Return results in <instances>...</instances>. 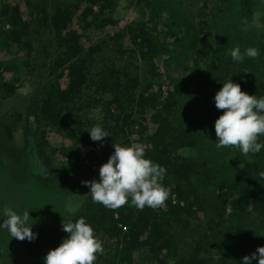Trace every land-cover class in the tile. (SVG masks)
Masks as SVG:
<instances>
[{"label":"trees","instance_id":"16d2710c","mask_svg":"<svg viewBox=\"0 0 264 264\" xmlns=\"http://www.w3.org/2000/svg\"><path fill=\"white\" fill-rule=\"evenodd\" d=\"M23 1L29 18L9 1L0 16V224L5 207L28 210L38 235L19 241L0 228L12 256L2 252L0 264H44L69 235L62 222L80 217L102 241L93 264H243L264 247V149L218 150L214 128L224 83L264 97V0H132L137 13L127 22L115 11L120 0ZM237 46L260 55L234 62L228 53ZM97 124L109 134L102 142L88 132ZM52 132L65 140L53 145L50 168ZM113 144L142 147L166 169L163 206L92 202L81 181L99 180ZM41 185L49 205L46 194L31 196Z\"/></svg>","mask_w":264,"mask_h":264},{"label":"clouds","instance_id":"9594fccd","mask_svg":"<svg viewBox=\"0 0 264 264\" xmlns=\"http://www.w3.org/2000/svg\"><path fill=\"white\" fill-rule=\"evenodd\" d=\"M234 62L244 59H256L259 49L249 47L241 52L239 46L228 53ZM218 110H225L215 121L216 148L237 146L244 155H255L264 149L259 142L260 134H264V97L257 99L254 95L242 91L240 84L232 80L223 84L214 97ZM33 119V118H30ZM94 142H102L109 134L100 126L94 125L88 130ZM114 152L107 163L100 166L99 180L81 181L89 187L93 203H100L110 210H117L129 203L137 210L145 206L153 210L159 209L169 199L170 193L164 187L166 169L147 158L142 147H122L113 144ZM264 178V171L259 173ZM254 205L249 202L247 210L253 212ZM70 214L75 215L78 205H67ZM3 223L0 228L6 229L11 238L19 241L33 242L37 233L28 224L29 211L22 215L12 208L3 209ZM62 230L69 235L62 240L59 247L49 250L43 257L44 264H93L98 255H103L102 241L94 237V229L85 218L80 217L74 222H62ZM264 264V247H258L250 256L243 257V264Z\"/></svg>","mask_w":264,"mask_h":264},{"label":"rangeland","instance_id":"374dc122","mask_svg":"<svg viewBox=\"0 0 264 264\" xmlns=\"http://www.w3.org/2000/svg\"><path fill=\"white\" fill-rule=\"evenodd\" d=\"M5 1H9V3L21 2L22 7H23L22 13H23L24 16L29 18L30 14H29L28 8H27V6L25 4V1H23V0H0V16H2V12L4 11L3 3ZM131 1L132 0H120V2L118 4V7H115L116 8V10H115L116 13L119 12V13H121L123 15L122 22H125V21L127 22L128 20L132 19L137 13V9L135 7V4H132L130 6L128 5V4H130ZM258 14H259V12L256 11L255 16H258ZM5 26L9 27L10 25L8 23H6ZM85 40L87 41V43H89V41H88V39H86V37H84L83 41H85ZM163 61H164L163 57L160 56V57L157 58V64H158V68H159V71H160V74H161V78H162V82H163V89H168V87H170V77H169L167 68L163 64ZM261 70H262V67H261ZM174 74L176 76H179L178 73H174ZM261 74H262V77L264 78V73L262 71H261ZM157 88H158V85L156 84L154 89L156 90ZM20 90L22 91V95H24L25 93L29 92V86L28 85L23 86V87L20 88ZM83 103H85V101H83ZM4 107L5 106H3V108ZM48 137L50 139V143H49L50 145H48L46 147V149L48 150V153L51 154V161L48 164H49L50 168H52L51 164L57 162L56 157L52 154V152H53L52 147H53V145H55V143L61 142L64 138L60 134L53 133V132L50 133L48 135ZM68 143H70V141ZM88 148H89V145H85L83 147V150L87 151ZM67 186H69V185H67ZM74 187L76 188V186H74ZM48 192H49V187L47 185H41L38 191L36 190V191L31 192V196H34L35 194L38 195L40 193H44L46 195L43 197V199H44L43 203L44 204L48 203V205H49V202H48V199H47ZM51 199H53V198H51ZM40 216L46 217V215H40ZM8 249H10V247ZM8 249L5 250V248L3 249L0 246V254H2V252H4L5 258H7L9 261H11L12 260V256H11V254H9Z\"/></svg>","mask_w":264,"mask_h":264}]
</instances>
